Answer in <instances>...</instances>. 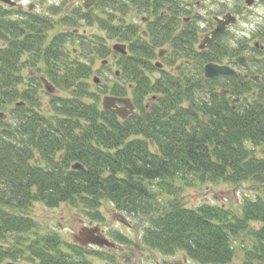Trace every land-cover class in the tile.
Returning <instances> with one entry per match:
<instances>
[{
    "label": "trees",
    "instance_id": "trees-1",
    "mask_svg": "<svg viewBox=\"0 0 264 264\" xmlns=\"http://www.w3.org/2000/svg\"><path fill=\"white\" fill-rule=\"evenodd\" d=\"M102 2V12L114 6L148 13L159 23L156 41L123 19L114 24L112 16L94 12ZM171 6L172 0H97L88 10L78 8L55 21L33 13L14 19L0 4V110L14 105L13 120L0 119V259L96 264L87 255L104 257L98 251L65 242L57 231L39 233L29 211L36 202L67 203L98 224L106 218L103 200L122 214L146 217L141 242L162 254L182 251L199 264H230L233 239L254 222L246 260L264 258V56L257 55L264 49L253 46L257 54L248 57L251 67L243 74L206 78V63H236L245 48L221 35L200 50L197 26L184 16L188 10L180 3ZM166 7L170 14L162 13ZM79 17L128 42V52L116 61L127 86L97 87L105 95L131 97L136 108L124 119L104 109L99 93L89 88L94 58L113 50L104 38L80 35ZM59 22L70 30L50 35ZM71 41L90 61L73 57ZM165 43L172 47L167 63L182 60L175 71L153 61L156 47ZM42 77L66 92L43 91L50 98L47 110ZM77 162L83 168L73 169ZM176 178L207 185L252 182L260 192L246 195L238 213L208 201L196 207L178 197L162 202L153 188L172 195ZM113 235L123 241L121 234ZM109 259L107 264H119Z\"/></svg>",
    "mask_w": 264,
    "mask_h": 264
},
{
    "label": "rangeland",
    "instance_id": "rangeland-1",
    "mask_svg": "<svg viewBox=\"0 0 264 264\" xmlns=\"http://www.w3.org/2000/svg\"><path fill=\"white\" fill-rule=\"evenodd\" d=\"M12 1L17 3L15 7L4 5L2 3L0 4L3 7L9 9L8 11L14 19L23 15H28L29 13H33V15L40 14L48 16V18L50 16V19L55 21L62 19L65 14H73L75 9L83 8L82 4L84 2V0ZM125 1L129 2L130 0ZM179 1L183 2L182 6L189 12L188 14L181 15L189 16L190 19L188 20L196 24L199 40L203 38L205 32L213 28L215 25L214 17L216 15L232 12L236 15L237 22L231 24L228 27L227 31L221 36L222 40L228 42L232 46H240V44H243L245 48L243 55L246 54L248 57H250L252 54H257V51L252 49L256 41L262 42L264 44V0H256L251 6H248L245 0ZM31 4H33V7L32 9H29ZM102 5L103 2L94 8L93 11L101 14L100 16H103L105 19H109V17L112 16V22L114 24L121 23L120 20L123 19L124 22L136 26L140 35L143 34V30L147 29V25L142 19L145 16L148 17V13L145 11L138 10L134 7H130L123 11L114 6H109L106 10H104V12H102ZM56 6L59 8V11L55 10ZM82 10H84V8ZM181 15L180 20L182 21L183 16ZM77 20L80 22V24L77 25L78 28H80V35L93 36L94 38L97 37L100 40H102L101 38H104L105 44H107L111 49L113 43L120 41L116 38L108 37L107 33L99 22H94L89 25L88 22H85V20L81 17H79ZM70 28V26L64 23L61 24L59 22V24L56 25V28H51L48 32L51 35L59 31L70 30ZM166 44L171 46L169 43ZM75 46L77 47V44H75L73 41L68 43V47L70 48V51H72L71 54L73 57L75 56L76 59H81L83 61H90L89 59H91V56L87 57L81 52H75ZM196 46H198V43ZM158 47H156V51L158 50ZM257 55L264 56L263 53ZM169 58L170 55L166 59L167 62ZM103 59H106L108 62L103 64ZM118 59L119 53H115V51H112L107 57L94 58L95 62L92 64L93 73L90 77L91 84H89V88L92 91L95 90L99 93L100 105L102 98L105 96V93L99 91L101 87L103 88L105 85L111 87L115 84L127 86V82L121 77V75L115 74V71L119 69L118 65L116 64ZM156 59L157 58L153 59V61H156ZM226 60L231 61L227 58ZM181 63L182 60L178 59L176 62L177 65L174 63H166L164 66L171 71L176 69L178 64ZM231 65L236 68L240 74L244 73L242 66L236 63ZM35 67L39 69L40 66L36 65ZM94 75H97L101 78L100 83L93 82ZM98 85H101V87L97 89ZM43 91H45L44 87L40 89L42 107L47 110L49 107L50 98ZM57 93L66 94L65 91L60 90H57ZM9 108H14V105H10ZM9 108L0 110L6 113L5 118L2 120H13L14 112ZM1 129L2 126H0V130ZM150 149L152 151L156 150V146L152 142H150ZM257 153H261L260 149ZM174 185L175 187L172 190V195H168L166 190H160L158 192L157 190H159V186H155L153 190L155 193H160L159 197L161 198L162 202H166L167 199H174L175 197H178L184 205L188 207H196L202 202L208 201L211 203L225 204L230 209H234L236 213L239 212L242 200L246 195L253 197L260 192L259 187L254 185L252 182H245L238 186H234L225 182L219 183L218 185H207L201 184L199 182H188L183 180V178H176L174 179ZM113 207L114 205L111 202L106 200L102 201L101 211L105 214L106 218L104 222L98 223V225L101 227L104 234L111 241L115 242L116 245L115 247H100L93 244L88 245L90 247L88 250L90 249L92 252L98 251V254L104 256L99 257L95 254L87 255L88 259H90L92 262L96 264H107L111 256V258L115 259L119 264H199L186 256L182 251L166 255L147 247L141 242L143 228L147 224L146 217H137L124 213L122 214L115 211ZM29 212L30 215L38 222L39 233L44 234L49 231H57L65 242L77 243L75 236L79 235L83 225L97 224L88 220L86 215H84L79 209L73 208L67 203H62L56 207H48L41 202H36ZM249 227L247 230L237 235V237L233 239L235 256L230 264H245L244 260L251 264H264V258L246 260L247 251L253 248L254 243V240L250 234V230L252 227L256 228L257 224L252 222L251 226ZM113 233L121 234L123 241H117L114 238ZM8 240L10 241V238ZM10 260L13 259H0V264L11 262ZM13 261H15L17 264H27V261L23 259Z\"/></svg>",
    "mask_w": 264,
    "mask_h": 264
},
{
    "label": "water",
    "instance_id": "water-1",
    "mask_svg": "<svg viewBox=\"0 0 264 264\" xmlns=\"http://www.w3.org/2000/svg\"><path fill=\"white\" fill-rule=\"evenodd\" d=\"M6 3L13 4L14 2L12 0H1ZM96 0H85L83 5L86 8H89ZM248 5L253 4L254 0H246ZM215 20L217 22L215 28L208 34L204 36L202 39L199 47L201 49L206 48L207 46L213 44L218 37L226 30V28L236 23L237 18L232 13L228 12L222 17H215ZM258 42H255V45L258 46ZM113 49L119 53H127V47L124 43H115L113 45ZM162 56V54H160ZM106 61H104L105 63ZM236 62L240 64L241 66L245 68H249V63L247 56L240 55L236 58ZM158 66H162L161 63H158ZM205 76L207 78H212L217 75L221 74H231L235 72V69L232 68L230 65L227 64H219L214 62H209L205 65L204 68ZM119 73L118 71L116 72ZM42 81L45 85V88L48 92L54 93L55 91V85L48 81L46 78H42ZM94 81L99 83V78L97 76H94ZM122 103L120 106L118 103ZM103 107L104 109L111 110L121 116L122 118H125L131 111L134 110L135 106L132 103L131 99L129 97H119V96H112V95H106L103 98ZM5 117V114L3 112H0V118L3 119ZM73 169H79L83 168V165L79 162L72 165ZM76 240L82 244V245H97L100 247L109 246V247H115L116 243L109 240L101 231L99 226H83L82 229L79 232V235H76ZM1 247V242H0ZM6 264H16L14 262H8Z\"/></svg>",
    "mask_w": 264,
    "mask_h": 264
},
{
    "label": "flooded vegetation",
    "instance_id": "flooded-vegetation-1",
    "mask_svg": "<svg viewBox=\"0 0 264 264\" xmlns=\"http://www.w3.org/2000/svg\"><path fill=\"white\" fill-rule=\"evenodd\" d=\"M179 3H180V5H182V3L183 2H180L179 0H172V4H173V6H171V9H174V7L175 6H179ZM169 9L166 7V9L162 12L163 14H170V12L168 11ZM225 13H222L221 15H216V16H223ZM189 20H187V22H188ZM146 23V25H147V29H145V30H143V33H145V36L147 37V39L148 40H150L149 38L150 37H154V39H155V41H156V37H155V35H156V33H154V30L155 29H157V27H158V21L156 20V19H154L152 16H150V17H148L147 18V21L145 22ZM216 24V23H215ZM184 25H185V22L184 23H182L181 25H180V30L184 27ZM215 26V25H214ZM213 26V27H214ZM212 30V28L211 29H209L207 32H205V34H208L210 31ZM204 34V35H205ZM200 41H201V39H200ZM157 43H159V40H157ZM152 44H155V42L154 41H152ZM171 50H172V47L171 46H169V45H167L166 43H165V45H163V46H160V47H158V50L156 51L157 52V59H156V62H158V63H161V67L163 68H165V66H164V64H166L167 63V61H166V59L168 58V56H169V54H170V52H171ZM160 54H162V56L160 55ZM159 59V60H158ZM168 64V63H167ZM176 64V63H175ZM177 65V64H176ZM178 66H180V64H178ZM177 66V67H178ZM159 67V66H158ZM167 69V68H166ZM171 71H175V69L174 70H171ZM130 115V114H129ZM128 115V116H129ZM127 116V117H128Z\"/></svg>",
    "mask_w": 264,
    "mask_h": 264
}]
</instances>
